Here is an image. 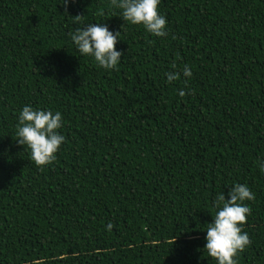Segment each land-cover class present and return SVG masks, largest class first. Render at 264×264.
<instances>
[{
  "label": "trees",
  "instance_id": "1",
  "mask_svg": "<svg viewBox=\"0 0 264 264\" xmlns=\"http://www.w3.org/2000/svg\"><path fill=\"white\" fill-rule=\"evenodd\" d=\"M60 3L0 0V264H217L207 223L236 184L255 198L234 259L264 264V0H160L163 37ZM76 15L120 32L116 68L78 51ZM24 106L62 114L49 165L16 142Z\"/></svg>",
  "mask_w": 264,
  "mask_h": 264
},
{
  "label": "clouds",
  "instance_id": "2",
  "mask_svg": "<svg viewBox=\"0 0 264 264\" xmlns=\"http://www.w3.org/2000/svg\"><path fill=\"white\" fill-rule=\"evenodd\" d=\"M69 0H61L67 14ZM160 0H111V5L121 9V18L132 25H143L147 32L156 37L167 35L165 31L166 18L158 13ZM103 15V12L101 13ZM74 23L79 24L70 34L71 39L82 55L92 56L98 66L103 69H114L121 60L122 52L115 49L120 32L113 34L106 25L101 23H84V15L73 17ZM175 67V65H173ZM183 76L192 77L188 65L183 68ZM169 83L177 80V72H168ZM184 90L179 91L184 96ZM62 127V114L56 111L35 110L31 106H24L19 114L16 131V142L27 146L31 152V160L38 167L51 164L56 159L65 137L58 132ZM264 170V164L261 165ZM225 198L223 192L214 201L217 209L212 223H207L206 244L204 249L209 257L217 264H236L234 257L243 252L250 244L248 233L242 232L240 225L247 221L251 209L244 202L253 200L254 193L247 185L236 184L231 187ZM108 228L112 225L109 223Z\"/></svg>",
  "mask_w": 264,
  "mask_h": 264
}]
</instances>
